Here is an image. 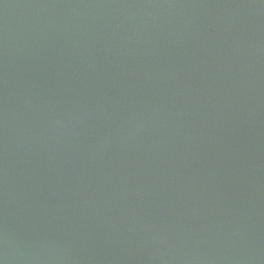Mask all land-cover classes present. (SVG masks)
<instances>
[{
    "label": "water",
    "instance_id": "1",
    "mask_svg": "<svg viewBox=\"0 0 264 264\" xmlns=\"http://www.w3.org/2000/svg\"><path fill=\"white\" fill-rule=\"evenodd\" d=\"M0 264H264V0H0Z\"/></svg>",
    "mask_w": 264,
    "mask_h": 264
}]
</instances>
